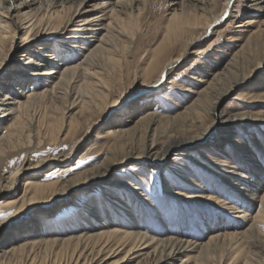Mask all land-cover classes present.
I'll list each match as a JSON object with an SVG mask.
<instances>
[{"label":"bare ground","instance_id":"1","mask_svg":"<svg viewBox=\"0 0 264 264\" xmlns=\"http://www.w3.org/2000/svg\"><path fill=\"white\" fill-rule=\"evenodd\" d=\"M6 1H9L8 6L5 5ZM85 1L89 0L79 3L78 13L66 14L67 11L54 10L46 22L44 19L33 20L30 13L24 11L28 13L21 18L20 25H25L21 35L22 43L15 44L16 32H11L9 18H13L10 16L13 10L21 12L22 8L19 5L13 6L12 0H0V73L9 57L7 36L12 38L9 51L13 48L23 49L19 55L22 59L8 72L10 82H5L4 88L0 86V126L6 124L7 127L4 133H0V193L11 187L21 171L37 168L46 161L43 159L29 166L24 163L20 166L16 164L12 174L6 176L1 171L6 157L28 147H39L42 143L55 145L76 131H79L78 136L82 131L88 133L95 110L101 104H107L113 92L121 94L117 81L123 80L125 71L132 62L129 57L138 38L137 31L141 29V16L147 13L150 0H116L109 10H104L103 15L88 13L91 9L82 6ZM196 1L202 3L201 9L192 3L185 4L184 1L179 10L175 8L164 28L161 42L153 51L154 54L148 55L152 58L146 60L148 52L141 57L140 60L147 64L142 67V74L135 71V80L144 74L150 79L156 77L158 80L154 84L160 82L164 71L178 63L229 7V3L221 6L220 0H212L213 3L208 5L202 0ZM252 1L255 3L250 5L251 8L264 9V0ZM107 14L110 19L105 23L103 18ZM249 22V26L256 29L249 35L241 50L221 70L213 71L205 87L199 89L194 86L196 98L180 114H162L152 108L143 110L142 115L130 120L131 125L120 119L114 124L110 121L113 125L102 132L99 131L100 126L96 135L107 140V154L100 164L76 178H60L64 175L63 172L50 173L56 178L47 182L35 175L26 177L20 195L0 198V217H7L0 223L1 264L5 261V264H122L126 261L124 257L130 253L141 257L136 264H264V250H257L264 245V166L260 167V163L259 166L247 164L246 160H242L239 166L232 165L227 172H234V176L224 177L222 181L227 188L232 187L244 207L253 209L254 205L258 206L257 212L254 216H249L247 210L231 204L232 222L238 230L233 233L218 232L210 236L207 242H197L198 239L173 236L174 234L158 237L141 230L132 220L126 223L127 227L124 229H120L118 225H110L112 223H83L80 233L70 236L51 235L43 227L42 220H30L31 224L23 223L13 227L16 230L13 235L16 236L10 237L6 232L2 237H7V240H2L1 237L5 226L11 224L12 218H17L26 206L43 199H49L50 202L59 193L67 196L77 187L105 177L114 164L113 161L145 156L147 163L162 164L171 152H176L178 157L208 145L223 147L229 143L233 127L254 123L261 125L259 120H264L263 113L258 116L243 112L225 118L217 116L218 104L224 96L235 85L252 79L264 65V22L255 18H251ZM237 26L245 24L239 23ZM48 36L50 39H47ZM55 41L65 46L66 51L83 57L76 64H66L63 59L49 56L50 44ZM35 46L38 47L36 53L33 51ZM29 80L37 82L39 87L33 91H24L23 86ZM17 81L20 84H15ZM17 89L18 92L11 93ZM184 90L191 88L185 86ZM115 102L117 100L110 105ZM38 106L43 107L39 114L32 112ZM216 131H219L218 134L213 136ZM162 134L165 135L164 139ZM208 166L211 169L213 167ZM71 169L72 167H68L65 172ZM114 182L112 179L109 184ZM120 183L122 186H133V182L129 180H121ZM114 190L118 194L121 189ZM133 190L138 193L136 187ZM198 196L191 195L189 200L194 201ZM115 200L114 205L119 206L120 199ZM90 209L84 219H113L117 215V219H121L120 213H111V210L107 214L101 208ZM48 211L51 216L53 210L50 208ZM3 213L11 215L5 216ZM10 220L12 221L9 222ZM250 220V225L246 227ZM257 237L262 239L254 241L253 238ZM110 239H115L119 247L113 249ZM119 248H127L124 257L107 261L111 257L108 255H114Z\"/></svg>","mask_w":264,"mask_h":264},{"label":"rangeland","instance_id":"2","mask_svg":"<svg viewBox=\"0 0 264 264\" xmlns=\"http://www.w3.org/2000/svg\"><path fill=\"white\" fill-rule=\"evenodd\" d=\"M81 1L83 0H12L13 6L19 5L22 8L21 12L13 10L10 15L13 18L8 17L11 20V32H16L14 43H22L21 35L25 25L21 26L20 23L22 22L21 18L26 13L29 12L33 20L44 19L46 22L54 10L61 12L64 10V12L67 11L66 14L78 13V6ZM115 1L89 0L85 1L82 6L91 9L88 12L90 14L103 15L104 10H109ZM182 1L188 5L195 4L198 9L203 7L202 3L196 0ZM182 1L150 0L148 2L147 13L141 16V29L139 32L137 31L138 38L129 57L132 62L126 69L123 80L117 81L121 94L113 92L109 102L101 104L95 110L92 117L93 124L88 133L82 131L78 136L79 131H76L75 134L59 140L55 145L42 143L41 146L34 147L36 149L28 147L21 152L13 153L14 155L11 157H6V162L1 170L6 176L12 174L14 168L22 163L29 166L43 159L46 161L37 168L21 171L11 187L0 193V198L20 195L26 177L35 175L40 180L47 182L56 178L50 173L63 172L64 175H61L60 178L62 176H65L63 179L67 177L76 178L100 164L107 154L105 148L107 140L96 136L100 126L102 127L99 128V131L102 132L119 119L125 121V124L131 125L132 121L130 120L142 115L143 110L152 108H156L162 114H180L196 98L194 89L205 87L208 79L212 77L213 71L221 70L232 60L235 53L241 50L249 35L256 29L252 25L249 26L250 19L255 18L264 22V9L251 8L250 5L255 3L252 0H220L221 6L229 3L226 12L178 63L164 71L160 82L154 84L158 79L156 77L150 79L144 74L135 80V71L138 70L142 74V67L147 64L140 60L141 57L148 52L146 60L152 58L148 55L154 54L153 51L162 40L167 21L175 8L180 9ZM202 2L207 5L213 3L212 0H202ZM5 5L8 6L9 1H6ZM195 5L194 7H196ZM108 19H110L109 14L103 18V22L106 23ZM239 23L245 24L246 27H238L237 24ZM9 36H7L6 42L9 57L2 66L3 72L0 73V86L2 88H4L5 82H10L7 77L8 72L22 59L19 56L23 51L22 48H13L9 51L12 41ZM47 39H50V36ZM55 42L50 44L49 56L63 59L66 64H76L83 57L78 53L66 51L65 46ZM33 49L36 53L38 47L35 46ZM258 71L248 82L235 85L219 102L217 109L219 118L242 112L257 116L260 113L264 114V65ZM15 84H20V81ZM15 86L19 87L20 85ZM124 86L126 87L124 88ZM185 86L190 87L191 90H184ZM38 87L37 82L33 83L32 80H29L24 84L23 90L33 91ZM16 92L18 89L14 92L11 91L12 94ZM116 100L117 102L110 105ZM41 109L43 107L38 106L32 109V112L39 114ZM259 122L262 124L255 125L254 123V125L233 127L229 143L221 148L208 145L201 147L202 149L193 150L188 155L186 153L178 157L176 152H171L162 164L147 163L145 156L113 161L114 164L105 177L97 178L86 186H79L66 194L67 196L59 193L51 200L52 202H49V199H43L26 206L17 218H12L13 221H9H12L13 224L11 222L5 226L1 237L6 232L9 233L10 237L16 236V234L13 235L16 231L13 227L17 224H31L30 220H42L43 227L50 231L51 235L62 234L65 236L79 234L83 223H112L110 225H118L120 229H124L130 220L135 221L141 230L158 237L174 234L173 236L198 239L197 242H207L210 236L218 232L233 233L238 229L234 227L232 222L233 214L230 205L241 206L243 210H247L249 216L256 214L258 206L254 205L253 209L244 207L236 192L231 189L232 187L227 188L222 179L234 176V172L229 173L227 171L234 164L239 166L242 160H246L247 164L264 166V120H259ZM6 128V124L0 126V133H4ZM218 132L213 133V136L217 135ZM64 136L65 133L61 135L62 138ZM161 136L164 139L165 135L162 134ZM189 155L191 157H188ZM211 157H213L212 160ZM203 164H207V166ZM208 165H212V169ZM68 167H72V169L65 172ZM112 179L115 182L110 185ZM121 180L132 181L133 186H122ZM135 187L138 189V193L134 192ZM114 189L121 190L117 194ZM191 195L199 196L192 201V199L189 200ZM116 198L121 201L119 206L114 205ZM91 207L101 208L107 214L110 213V210L111 213H120L121 219H117L119 215L113 219L111 217L107 219L92 217L84 219L86 213L91 211ZM50 208L53 210L51 216L48 214ZM6 219L7 217H0V223ZM236 219L238 220V218ZM250 223L251 220L247 221L246 227ZM231 226L233 227L231 228ZM261 239L259 237L253 238L254 241ZM2 240H7V237H2ZM110 242L113 249L119 247L115 239H110ZM245 246L247 245L245 244ZM121 248L117 249L118 254L108 255L106 252V255L111 256L107 258V261L123 258L127 248L123 250ZM258 249L264 250V245ZM262 255L264 256V253ZM140 259L138 254L130 253L124 257L126 261L122 264H136Z\"/></svg>","mask_w":264,"mask_h":264},{"label":"snow or ice","instance_id":"3","mask_svg":"<svg viewBox=\"0 0 264 264\" xmlns=\"http://www.w3.org/2000/svg\"><path fill=\"white\" fill-rule=\"evenodd\" d=\"M3 215L7 216V215H11V213H3Z\"/></svg>","mask_w":264,"mask_h":264}]
</instances>
